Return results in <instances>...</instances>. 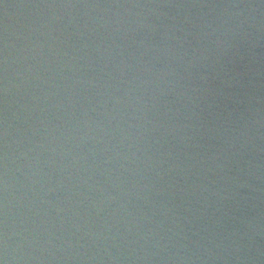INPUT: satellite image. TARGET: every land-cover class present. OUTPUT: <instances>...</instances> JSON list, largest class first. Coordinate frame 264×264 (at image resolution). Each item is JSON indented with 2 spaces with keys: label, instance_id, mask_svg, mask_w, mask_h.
<instances>
[{
  "label": "water",
  "instance_id": "water-1",
  "mask_svg": "<svg viewBox=\"0 0 264 264\" xmlns=\"http://www.w3.org/2000/svg\"><path fill=\"white\" fill-rule=\"evenodd\" d=\"M0 264H264V0H0Z\"/></svg>",
  "mask_w": 264,
  "mask_h": 264
}]
</instances>
